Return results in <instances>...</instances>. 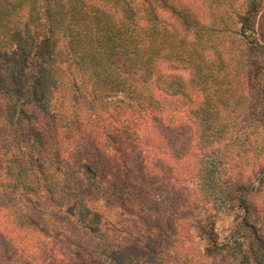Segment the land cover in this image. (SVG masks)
<instances>
[{
    "label": "trees",
    "instance_id": "16d2710c",
    "mask_svg": "<svg viewBox=\"0 0 264 264\" xmlns=\"http://www.w3.org/2000/svg\"><path fill=\"white\" fill-rule=\"evenodd\" d=\"M261 2L0 0V264H264ZM178 119L194 143L176 159ZM121 132L139 180L119 177ZM121 181L136 217L104 202Z\"/></svg>",
    "mask_w": 264,
    "mask_h": 264
},
{
    "label": "rangeland",
    "instance_id": "374dc122",
    "mask_svg": "<svg viewBox=\"0 0 264 264\" xmlns=\"http://www.w3.org/2000/svg\"><path fill=\"white\" fill-rule=\"evenodd\" d=\"M261 9L258 12L255 21H254V28L255 33L257 36L258 41L264 46V0L261 2ZM257 55V53H256ZM257 80H254V82L249 85L250 87L256 86L259 87L258 77H256ZM254 92V91H253ZM255 93V92H254ZM190 94H192L193 97L196 96V92L194 90H190ZM119 96L124 97L125 93L119 94ZM5 105L2 99H0V111H2L3 114H5ZM259 106V105H258ZM163 132L167 135L170 141V147L171 152L177 159V157L180 158V156L192 148V145L194 143V131L189 122H187L184 119H178V121L169 128H162ZM121 135L123 137V140L125 142H133L132 146L130 147V152L128 157L125 159V163L121 166L122 172L119 177L122 176L123 179L127 176L128 170L131 171L133 176H135L136 180L140 179L141 172L140 169L142 168L143 161H142V155L139 151V148H137L135 141L133 140V137L130 133L121 132ZM264 138L258 136L257 140L254 141L255 144H261L264 145L261 141H263ZM123 141V142H124ZM1 145V144H0ZM90 158H92V161H96L95 157H92L90 155ZM184 160V156L182 158V161ZM154 167H152V173L155 174V178L161 186L160 192L158 194L169 200V193L173 194L174 190L173 188L176 185V177H178L176 174L173 175L172 170L168 167L167 164L161 161H155ZM113 171V170H112ZM165 175V176H163ZM120 185V186H119ZM119 189L116 188H110L109 196H104V202L108 205H112L113 210H117L118 213L123 212L125 215L129 217H136L137 213L133 211V205L131 204V201L127 198L126 194H122V189L125 187V184L121 182L118 183ZM170 201H175L174 199ZM264 202V198H263ZM132 205V206H131ZM135 208V207H134ZM204 211V210H203ZM188 213V211H187ZM192 215H199L201 213L200 208L193 207L191 211ZM208 215L207 212H205L203 215ZM122 215V214H121ZM195 217V216H194ZM120 221V219H117L116 221ZM200 220L199 218H196L194 220L189 221V224L191 225V228L193 229L198 224L197 221ZM122 221V220H121ZM238 220H235L232 222L233 228L235 230V236L243 241V243L246 245L251 240V237L253 236L251 230L246 227H242L239 225ZM120 226L122 224L119 223ZM227 223L224 225L220 224V227L217 228L218 233L220 236H225L230 232V229L226 228ZM169 227V226H168ZM186 231H188L185 228ZM251 253V251H250ZM252 264H257L254 260H252ZM86 264H95V261L92 257H89L86 259Z\"/></svg>",
    "mask_w": 264,
    "mask_h": 264
}]
</instances>
